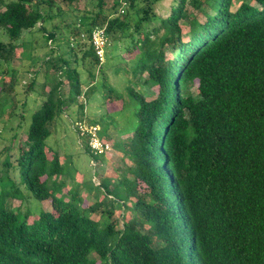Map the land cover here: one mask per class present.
Instances as JSON below:
<instances>
[{"label":"trees","instance_id":"1","mask_svg":"<svg viewBox=\"0 0 264 264\" xmlns=\"http://www.w3.org/2000/svg\"><path fill=\"white\" fill-rule=\"evenodd\" d=\"M91 1L95 12L71 8L63 24L71 28L68 56L42 61V86L35 78L22 100L0 96V126L5 106L17 118L0 164V264H264V0H174L155 22L157 0H122L123 14L117 0ZM76 2L0 0V37L9 39L0 42V62L35 28L51 55L57 27L50 22L62 16L56 4ZM93 27L104 28L105 49L121 45L120 64L131 73L125 99L100 83L103 103H119L125 125L110 118L100 126L109 112L84 116L95 81L89 71L81 78L77 65L89 57L101 71L88 42ZM132 80L152 96L134 91ZM72 106L83 153L94 165L105 156L92 153L76 121L99 126L96 136L123 164L118 176L96 185L76 179L70 158L49 145L51 124ZM18 185L40 202L38 212L9 207L8 199H23Z\"/></svg>","mask_w":264,"mask_h":264},{"label":"rangeland","instance_id":"2","mask_svg":"<svg viewBox=\"0 0 264 264\" xmlns=\"http://www.w3.org/2000/svg\"><path fill=\"white\" fill-rule=\"evenodd\" d=\"M173 1L174 0H157L152 5V13L156 16V18H154L153 20L154 22L156 21L157 17L164 18L169 14L170 8L173 6ZM92 2L93 1L91 0H78V2L72 4L71 6L61 3L56 4V6L62 13V16L59 18H55L54 20H52V22H50L51 25L57 27L55 29L57 40L55 43L51 44L53 51L51 55H49L47 48L45 47V41L41 33L39 31H35L36 28L32 29L29 34H24L23 41L19 43L15 51H13L12 53H8L7 57H9L10 59L9 62H0V78H3L2 80L0 79L1 81H3V88L0 90V96H8L9 99H11L12 101L22 100V98L27 94L25 91H23L24 85H27L32 79L35 78V85L37 86V88L42 86V61L45 60L48 56H51L52 59H55L56 56H62L63 58H66L68 56L67 48L65 47V38L71 37L69 35L71 32V28L68 29L67 27L63 26V24H70L71 15L74 14L71 12V8L75 7L81 13H83L84 11H88L89 13L91 11L95 12L96 8L94 7V4H92ZM109 5L110 4L108 1V4L106 5L107 8H105L106 10H110ZM75 18L76 17H74V19ZM77 22L78 21H75L76 24ZM48 26L50 27V25ZM49 27H47V29H49ZM0 42L8 43L9 39L5 34H3L2 37H0ZM21 46H24V50L21 49ZM120 46L115 50L110 49L109 45L106 47L104 52V58L101 62V71L93 65L92 59H90L89 57L84 58L81 64L77 65V69L81 74V78H85L86 72L89 71L93 74L95 81V87L93 86L95 88L94 91L88 92L91 88L90 87L85 92L86 106L84 109V116L86 120L98 118L101 114L109 112L107 116L103 117V120L100 122V126L110 118H116L120 120L123 125L126 124L124 120L125 115H123L122 113L124 111H117L119 103L116 104L114 100H111L107 103H103L101 94L105 92V89H102L100 87V83L102 80L105 84H109L113 89L119 92L125 99V86L127 85V82L125 80L131 77V73L128 71L127 67H125L123 64H120L121 62L119 58L122 57L123 54V50L120 49ZM26 53L30 55L29 59L25 58ZM116 68H119V71L117 73H115ZM12 70L13 72H11ZM36 70L37 73H35ZM45 71L47 73V76L51 75V73L54 72L51 68L46 69ZM87 81L88 79H85L82 87H80V91H83L85 88L88 87ZM130 86L134 89V91L138 92L145 99H148L150 98V96H152L151 91L147 90L145 87H143L140 83H137L136 81L132 80ZM190 91L194 92V89L192 88ZM34 92L35 90L27 95V102L29 105L31 103V100L34 98ZM66 92L67 87L63 86V93ZM8 113L9 107L5 106L2 110V120L4 122H8L5 124V127L0 126V164L3 161V158L5 157L6 150L4 149V146L8 144L9 137L10 135H12V132L10 130L11 128L14 130L17 124V118H8ZM66 114L60 119H58L56 122L51 124V135L48 139V143L53 148L59 151V156L62 159H66V157L70 158L71 168H74L77 172L76 175L79 176H77V178L75 176V178H82L83 182L91 181L94 185H96L103 178H113L118 176V173L120 172V170H122L123 164L120 163L119 154L116 152L115 149H113V147L110 153H107V155L105 154L104 157L98 159V162H95V171L92 175V168L90 167L91 164L88 159L89 157L83 153V147L78 145L76 136L72 131L73 121L80 117L78 107H70L69 110L66 111ZM24 119L28 120L29 115L26 114ZM121 122L117 124L116 129H121ZM129 125L126 126L129 127ZM17 132L16 136L17 139H19V136L21 135V127L18 128ZM124 137L125 135H120L119 139H124ZM107 141L112 144L113 139H108ZM10 154L11 156L14 155V150H11ZM9 161L13 163L12 158H10ZM70 172L71 175H74V173H72V170H70ZM8 175L11 179L14 180L15 183L18 182L16 170H13V168L10 167L8 169ZM18 186L23 195V199L20 202H18V200L16 199H8L7 203L9 207H18L19 210L22 212L25 210H29L30 212L34 213L38 212L40 202L33 199L32 197H29L28 193L22 187H20V185ZM80 194L81 196H83L86 202H88L89 204H93L94 199L90 192L82 189ZM41 207L46 208V203L43 202ZM115 216L116 215H114V218H116ZM93 217L99 220V214H94Z\"/></svg>","mask_w":264,"mask_h":264},{"label":"built area","instance_id":"3","mask_svg":"<svg viewBox=\"0 0 264 264\" xmlns=\"http://www.w3.org/2000/svg\"><path fill=\"white\" fill-rule=\"evenodd\" d=\"M117 1L120 3L118 7V13L123 14L125 3L122 0H117ZM80 37H82V35H80ZM88 42L92 47L96 59L99 62H102L104 57V49L107 42L104 33V28L93 27L90 30ZM73 126L74 129L78 131L80 136L85 134L88 135L87 145L89 146L93 154L105 155L110 151L109 145L106 142L101 141L96 136V131L98 130L97 126H88L86 123H84V121H76L74 122ZM89 162L91 164L90 167H93L94 162L93 161H89Z\"/></svg>","mask_w":264,"mask_h":264}]
</instances>
